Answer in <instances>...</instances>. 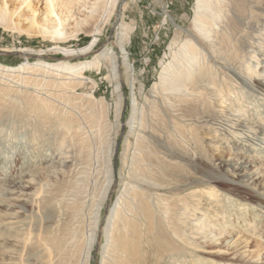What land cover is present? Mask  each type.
Masks as SVG:
<instances>
[{
	"label": "rangeland",
	"instance_id": "obj_1",
	"mask_svg": "<svg viewBox=\"0 0 264 264\" xmlns=\"http://www.w3.org/2000/svg\"><path fill=\"white\" fill-rule=\"evenodd\" d=\"M5 1L10 10L19 5L17 0ZM33 1L36 19L42 23L44 4ZM195 1L118 0L116 12L100 14L109 20L100 23V33L95 35L90 51L68 56L47 50L52 41L35 29L26 32L0 24V64L16 69L8 73L0 70V264H264L262 79L244 84L221 70L238 100H243V107L238 106L242 113L236 116L222 110L218 116L208 103L192 109L196 105L192 99V107L185 109L192 116V136L170 110L169 114L163 112L161 72L180 57L186 39L185 32L174 24L191 29ZM260 6V11H254L262 12L251 22L259 33V42L253 44L257 50L264 49V37L262 42L259 39V29L264 28V7ZM25 26V22L19 25ZM244 32L249 34V29ZM92 37L79 31L60 45L78 49L89 44ZM244 43L243 47L236 43L231 49L233 55L243 57L242 69L250 62L251 70L261 75L263 56L249 57L247 62L248 42ZM120 46L126 49L125 55ZM21 48H32L35 53L21 52ZM96 56L101 60L98 67L91 63L85 66ZM30 63L64 67V72H22L20 66ZM66 64L75 65L73 70L85 69L78 77L64 80L70 68ZM227 95V101L233 103L232 92ZM201 114L202 122L195 123ZM56 116L67 117L69 122L57 121ZM177 127L188 140L185 146H192V154L181 152L183 148L178 145L172 148ZM177 154L181 156L176 167L171 155ZM237 159L260 169L256 183L246 186L240 176L234 177ZM160 162L171 164L173 169L158 173ZM143 163L151 164L155 174H150L146 169L149 165ZM31 177L37 179L36 184L25 182ZM59 179L60 186H72L65 197L44 194L49 184L58 188L55 181ZM40 180L47 183L45 188L38 186ZM160 182L171 183L176 190L161 189ZM23 183L28 185L23 193L32 196L17 197ZM136 192L140 197L134 200ZM158 193L177 200H188L192 194V208H198L192 228L200 223L209 229L203 241H195L198 247L183 245L168 234V246L156 252L155 241L164 234ZM117 206L129 224L125 242L138 241L133 227L143 234L136 263L124 253L105 254L106 228ZM128 206L132 207L129 211ZM150 212L155 217L151 225L145 219ZM57 240L62 251L69 254L55 251ZM220 246L224 253L214 255Z\"/></svg>",
	"mask_w": 264,
	"mask_h": 264
},
{
	"label": "bare ground",
	"instance_id": "obj_2",
	"mask_svg": "<svg viewBox=\"0 0 264 264\" xmlns=\"http://www.w3.org/2000/svg\"><path fill=\"white\" fill-rule=\"evenodd\" d=\"M17 1L19 5L15 7V9L10 10L8 9L7 2L5 0H0V24L6 27H12L16 29L19 28L22 31L26 32H30L31 29H35L37 34H40L42 37L52 41V46L46 48L47 50L58 52L64 56L76 53H88L91 47H93V45H95L96 43L97 38L95 35L100 33L101 25L109 20V18L107 17L102 18L101 15L109 16L110 11L112 10L113 12L118 3V0H36L37 2L40 1L44 4V20L42 19V23H40L39 21H37L35 16L37 10L33 7L34 4L32 5L33 0ZM252 3H254L255 5H253ZM260 4H263L264 7V3H262V0H196L191 29L187 31L182 29L181 26L174 24L177 30L185 32L186 39L183 42L184 49H181L179 53L180 57L176 58L172 62L171 66L163 68V71L161 72V78L163 82L159 90V96L161 101L163 102V112L168 113L167 111L170 110V114L176 119V121H178L177 123H183L188 131L191 132L193 120L192 116L187 115L185 109L188 107H192V99L196 101V105H194V108L192 109H195L196 106L208 103L209 105L211 104L215 107V111L218 116L221 114L222 110H224L227 114L229 111H231L236 116L242 113L240 112L238 106L240 105L243 107V100L242 102L241 100H238L235 94V90L232 87V83L227 84L225 82L224 77H222L224 75L221 73V70L241 79L244 84L252 83L254 79L261 78V82L263 83L264 87V69L263 73L260 75L259 73L251 70L250 65L252 64L249 62L251 59H254L256 55L263 56L264 58V49L260 48L259 50H257L253 47V44L259 42V33H257L256 30H254L251 26L252 19L256 15H260V13L262 12L261 11L258 14L254 11V9L256 11H260V9L262 8ZM23 22L26 23V26L24 28H20L19 25ZM100 23L102 24L100 25ZM246 29H249V34L244 32V30ZM259 30V39L262 42L264 37V28H260ZM79 31L89 32L90 35L93 36V40L90 41V43L86 46L78 49L65 47L63 44V46L60 45V42L64 43L70 38L76 37ZM224 41L226 42V45H222ZM244 42H248L247 62H249V64L246 65V69L241 68L243 57L241 55H236V57L233 55V50L231 51V49L236 47V43H238L240 47H243V45L245 44ZM124 49L121 48V52L123 53V55L126 54V51H124ZM4 50L12 51L5 48ZM19 50L21 52L35 53V50L32 48H21ZM37 54L41 55L42 52L38 50ZM109 54H111V52ZM249 57L251 59H249ZM98 61L100 62L101 60L96 56L92 61L93 63L89 62L85 66H90L91 64H93L95 67H98ZM66 65L67 67H70V64ZM85 66L79 68L78 70H73V68H75L76 66L72 65V67H70L72 68V70H70L69 68V71L64 73L67 74L64 80H70L73 79V77H78L79 72L83 73V69H85ZM20 67H22V72L24 70H32V72H34L33 69L41 70L43 73H53L55 75L57 73L61 74L64 72V67H51L45 64H40L39 66H37L30 63L23 64ZM0 70L8 73L10 71L15 72L16 69H9L3 67V65L0 64ZM19 72L21 71H18V73ZM226 90L228 92H232L233 103L227 101L228 92ZM203 117L204 115L201 114L200 116L195 118L194 122L201 123V119ZM56 120H62V122L65 123L69 122V119L67 117H62V119L57 118ZM179 128L180 127H177L175 129V133L173 136L177 140L173 138V142L171 141V146L178 145L179 147L183 148V151L180 149L181 152H184L187 155L192 154V146L190 149L185 146V143H188V140L186 139V136L184 134L180 135ZM78 140L79 139H76V142ZM172 148H174V146ZM169 150L170 149H167L168 152ZM81 154L83 155L82 152ZM177 155L178 156L171 155V157L175 159L176 164L174 166L179 164L176 159L181 155ZM63 162L65 163L66 161L64 160ZM236 162V167L233 173L234 177L240 176V181L246 186H250L256 183V179L261 172L260 169L258 167H250L247 162H244L241 159H237ZM143 164L145 166L149 165V168L146 167V169L150 172V174H155L153 169H151V164ZM170 165L171 164H167L166 162H160V168L157 170V172H169L171 169H173V167L170 168ZM133 175L136 179L138 178L136 174ZM56 177L57 174L55 173V178ZM60 180L61 179L55 181V183L58 185V188L54 185L49 184L44 194L48 192L52 197L53 195L54 197H63V194H65L68 189L70 190L72 186H60ZM25 182H33L32 184H36L37 179L31 177L28 181ZM27 183H23L24 185L21 189L22 192L16 194L17 197H29L31 195L26 194L25 191L23 193L24 188L28 187ZM46 184L47 183H45V181L43 183L41 182V180L38 181V186H40L41 188H45ZM170 184H164L163 182H160L158 187L161 189L164 187H171L172 190H176ZM131 185L132 187H134L132 183ZM62 197H60L59 199H62ZM139 197L140 195L138 194V192L134 193L132 196L134 200L138 199ZM191 198L192 194H190L188 200H177L176 198L168 197V195L166 194L158 193L156 202L158 214L160 215L161 226L163 223L162 227H164V234L161 238H158L155 241L156 252H161L164 246H168V244L165 242L168 234L183 245L193 247H198L195 241H203L206 237L209 231L208 225L194 223L195 227L192 228V221L196 219L198 208H192L193 205ZM175 202L183 203L181 205H178ZM149 206L154 209V205L151 204V202H149ZM131 208V206H128L126 207V210L129 211ZM138 208L140 209V212L142 211L143 215H146L141 207ZM142 208L147 209L149 207L147 205H142ZM96 218L97 214L95 213V221ZM153 218L155 219L154 213L150 212L147 214V217L145 219H148V222L151 225L153 222ZM223 225H225V223H223ZM128 226L129 224L126 220L125 214L122 213L120 211V207L117 206L114 211L111 212L110 218L108 220V225L105 232L106 245L104 250L107 256H110L109 254L113 255L121 253L129 255L130 259L132 261L134 260L136 263V255H138V244L143 237V234L136 227H133L132 234L137 235L140 240L138 239V241H136L135 243H133V241L125 242V240H128V233L126 231L127 229H129ZM80 232H85L83 227H80ZM189 238L193 239L192 242L189 240ZM91 239L92 236L90 240ZM120 239L122 240V243H119ZM92 242L93 241H91V243ZM55 243V248H57L55 251L59 255L69 254V252L62 251L63 246L61 245L60 240H57ZM113 247L115 248L111 249ZM223 253L224 252L222 250V247L220 246L218 250H214L213 254L222 255ZM86 258L87 257L85 256V259ZM70 260H73V258L70 257ZM211 263H214L213 260L211 261ZM101 264H106V262L102 261Z\"/></svg>",
	"mask_w": 264,
	"mask_h": 264
}]
</instances>
